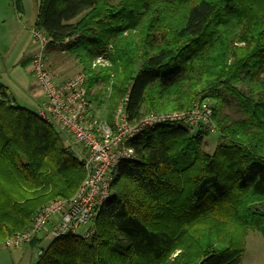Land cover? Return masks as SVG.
<instances>
[{
	"label": "trees",
	"instance_id": "obj_1",
	"mask_svg": "<svg viewBox=\"0 0 264 264\" xmlns=\"http://www.w3.org/2000/svg\"><path fill=\"white\" fill-rule=\"evenodd\" d=\"M33 27L49 38L45 56L79 64L109 123L120 104L133 122L205 101L218 139L207 153L204 127L140 131L91 237L79 228L50 240L47 222L9 248L45 205L75 194L85 170L64 131L0 81V247L39 246L34 264H238L248 232L264 238V0H39ZM100 55L108 64L93 68Z\"/></svg>",
	"mask_w": 264,
	"mask_h": 264
},
{
	"label": "built area",
	"instance_id": "obj_2",
	"mask_svg": "<svg viewBox=\"0 0 264 264\" xmlns=\"http://www.w3.org/2000/svg\"><path fill=\"white\" fill-rule=\"evenodd\" d=\"M30 35L35 46L28 71L43 97L37 114L71 135L84 148L79 160L84 167L85 177L72 197L45 205L34 218L31 230L8 237L5 245L9 248H20L21 242L28 241L47 222L51 225L48 230L50 240L79 228L83 237H91L96 217L109 196L115 169L121 160L134 157V150L128 146V141L140 131L177 123L189 129L204 127L211 134L216 132L213 110L205 101L195 102L189 110L150 111L133 122H129L124 105L120 104L109 123L104 114L95 113L93 104L86 97V75L78 72L58 81L45 63L49 38L43 30L35 27L30 29ZM107 63V59L100 55L93 60L92 67Z\"/></svg>",
	"mask_w": 264,
	"mask_h": 264
},
{
	"label": "rangeland",
	"instance_id": "obj_3",
	"mask_svg": "<svg viewBox=\"0 0 264 264\" xmlns=\"http://www.w3.org/2000/svg\"><path fill=\"white\" fill-rule=\"evenodd\" d=\"M38 1L22 0L24 15L17 18L18 25L15 26L16 11L12 0H0V81L8 87V91L19 105L36 113L38 112L37 105H40L43 97L42 95H37L36 91L33 92V86L34 84L36 85L34 77L25 66H13L12 64L14 59L19 57L18 55L22 50L21 46L27 47L28 33L23 26L32 20ZM56 60L63 62L61 65L63 69L72 71L70 75L81 72L79 64L67 53L54 50L45 56V63L52 73H54L52 62ZM94 108L96 114H103L102 109L99 111L96 107ZM55 129L59 130L58 127ZM62 137L74 154L77 157H81L82 147L65 132H62ZM217 139L216 133L205 136L203 139V150L211 153L217 143ZM124 247L125 244L123 242L117 244V248ZM238 264H264V238L261 234L248 232L245 239V251L241 255Z\"/></svg>",
	"mask_w": 264,
	"mask_h": 264
},
{
	"label": "crops",
	"instance_id": "obj_4",
	"mask_svg": "<svg viewBox=\"0 0 264 264\" xmlns=\"http://www.w3.org/2000/svg\"><path fill=\"white\" fill-rule=\"evenodd\" d=\"M37 9H38V5H36L34 9L35 15H33L32 20L23 26L24 30L28 33V44L27 47L21 46L22 50L18 55L19 57L17 59H14V63L12 64L13 66H25L28 69L29 60L31 58L35 46L33 39L30 35V29L33 27L35 17L37 14ZM22 15H24V7L22 13L20 14L17 12L15 13V20H16L15 26L18 25L17 18L18 17L20 18ZM62 64L63 62H60L58 60L52 62V65H54V67L52 68L54 70L53 74L58 81H63L72 76L70 75L72 71L63 69L61 66ZM33 87H34L33 92L36 91L37 95L38 94L40 95L35 84ZM39 106L40 105H37V107ZM38 247L39 246L34 247L32 244L25 245L21 249H13V250H8V249H4L3 247H0V264H34L38 257V252H37Z\"/></svg>",
	"mask_w": 264,
	"mask_h": 264
}]
</instances>
